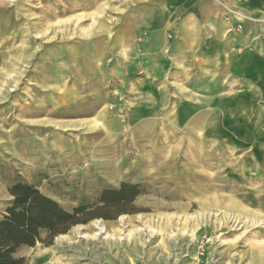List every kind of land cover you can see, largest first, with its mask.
Here are the masks:
<instances>
[{"label": "rangeland", "instance_id": "1", "mask_svg": "<svg viewBox=\"0 0 264 264\" xmlns=\"http://www.w3.org/2000/svg\"><path fill=\"white\" fill-rule=\"evenodd\" d=\"M1 1L0 218L16 182L100 216L60 234L71 243L57 245L58 235L18 255L28 264H264V0ZM203 1L213 6L207 24L231 25L235 46H204L212 31L195 28ZM121 183L140 194L95 211ZM96 222L108 237L73 234L93 236Z\"/></svg>", "mask_w": 264, "mask_h": 264}, {"label": "trees", "instance_id": "2", "mask_svg": "<svg viewBox=\"0 0 264 264\" xmlns=\"http://www.w3.org/2000/svg\"><path fill=\"white\" fill-rule=\"evenodd\" d=\"M8 193L12 200L0 218V264H28L18 255L21 248H33L36 243L48 246L71 227L100 217L92 216L94 210L86 206L67 211L31 184L16 182ZM139 194V185L128 183H121L118 189H105L95 211L118 210Z\"/></svg>", "mask_w": 264, "mask_h": 264}, {"label": "crops", "instance_id": "3", "mask_svg": "<svg viewBox=\"0 0 264 264\" xmlns=\"http://www.w3.org/2000/svg\"><path fill=\"white\" fill-rule=\"evenodd\" d=\"M209 1H211V5L219 2V0H209ZM225 1L227 2L228 0H225ZM205 2L206 1H203L202 12L200 10L198 13L197 20H199V22L197 23V26L195 27V28L199 29L200 33H202L203 31L204 32L206 31V32H208V34L209 33L211 34V31H212V36L209 39V42L208 43H206L205 41L203 42L204 46H225L227 44L228 45L232 44L234 42V40H233L234 38H232L230 35H227V34H229L228 31L230 30L229 28L231 27V25L227 26L225 21L222 20L221 18L218 19V23L216 24L217 27H214V26L210 25L209 23L207 24V21L211 20V18H213L214 16H212L213 15V6H209V4L207 5V3H205ZM216 7L219 8L220 7L219 4ZM199 9H201V7H199ZM216 10H218V9H216ZM216 10H214V12ZM216 13L217 12H215V14ZM202 22H204V23H202ZM183 24L184 23H182V25ZM202 24H206V25L201 27ZM181 26H180L179 30H181L184 27V25L182 26V28H181ZM194 26H195L194 22H190V24L188 23V28L189 27L193 28ZM223 29H225L226 31H223ZM226 36H227V38H226ZM199 43L201 44L200 41H198L196 43L195 42L194 43L189 42L188 46H200ZM232 45H234V44H232ZM263 89H264V84H263Z\"/></svg>", "mask_w": 264, "mask_h": 264}, {"label": "bare ground", "instance_id": "4", "mask_svg": "<svg viewBox=\"0 0 264 264\" xmlns=\"http://www.w3.org/2000/svg\"><path fill=\"white\" fill-rule=\"evenodd\" d=\"M10 2H11V1H10ZM221 2H224L225 4H227V2H226L225 0H219V2H218L219 6L222 5ZM1 3H2V1L0 0V22L3 20V18H5L4 14H3L5 8L2 7L3 4H1ZM245 3H247V1H245L243 4H245ZM243 4H242V5H243ZM247 4H248V3H247ZM1 5H2V6H1ZM224 6H225V5H224ZM243 7L246 8V6H243ZM69 9H70V8H64V9H62V10H58L57 14H58V15H65V14H67V13H69V12L71 11V10H69ZM36 10H38L39 13L43 14V8H38V9H36ZM246 12H247V11H246ZM55 15H56V14H55ZM46 17H51V15H50L49 13H45V14L43 15L42 18H38L37 20H38V21H42V20H45ZM234 19L237 20V21H242V20H243L242 17H241L239 14L235 15V16H234ZM19 33H20L19 35L22 36L21 40H22V39L24 40V39L26 38V36H25V38H24L23 33H27V29H22ZM10 40H11V41H16L15 38L10 39ZM121 48L124 50L125 47H124V46H121ZM263 92H264V89H263ZM120 221L124 223V219H123V218H121ZM93 228L95 229V233L93 234V236L88 235V234H86V233H83V232H82V230H84L83 227H77V228H75V230H73V234H75L78 238L89 239V240H90L91 238H94V237H96V236H100V235H104V237H108L106 230L104 229L103 225H102L100 222H96V223H94ZM145 228H146V227H144V229H145ZM148 231H149L151 234H154L153 231H152L151 229H148ZM55 242H56L57 245H60V244H62V243H71L72 241L70 240V238H69L68 236H61V235H60L59 237L56 238ZM142 263H143V262H142Z\"/></svg>", "mask_w": 264, "mask_h": 264}]
</instances>
